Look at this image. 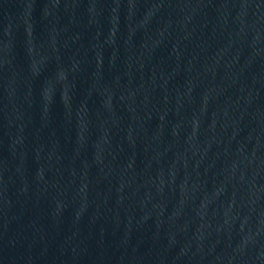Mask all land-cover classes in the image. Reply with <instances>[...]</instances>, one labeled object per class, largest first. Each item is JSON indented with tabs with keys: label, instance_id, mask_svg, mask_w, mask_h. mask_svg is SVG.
Returning a JSON list of instances; mask_svg holds the SVG:
<instances>
[{
	"label": "water",
	"instance_id": "obj_1",
	"mask_svg": "<svg viewBox=\"0 0 264 264\" xmlns=\"http://www.w3.org/2000/svg\"><path fill=\"white\" fill-rule=\"evenodd\" d=\"M0 264H264V0H0Z\"/></svg>",
	"mask_w": 264,
	"mask_h": 264
}]
</instances>
